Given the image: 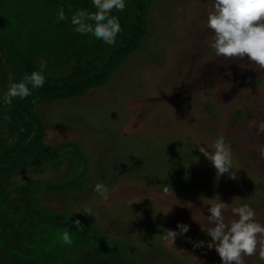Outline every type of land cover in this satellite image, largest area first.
Wrapping results in <instances>:
<instances>
[{
  "label": "rangeland",
  "instance_id": "obj_1",
  "mask_svg": "<svg viewBox=\"0 0 264 264\" xmlns=\"http://www.w3.org/2000/svg\"><path fill=\"white\" fill-rule=\"evenodd\" d=\"M211 5L212 0L156 1L146 14L144 44L104 86L36 109L46 128L45 145H82L92 176L82 193H41L43 204L125 242L140 264H221L206 246L210 205L201 198L218 196L229 204L226 222L237 218L233 207L248 204L264 225V159L258 149L264 145L258 132L264 70L247 59L216 56L206 23ZM253 120L257 127L249 129ZM221 135L233 153L235 180L227 173L217 177L198 150L211 151ZM62 160L55 171L30 176L44 184L62 179L73 163L65 153ZM98 182L110 189L107 201L93 191ZM165 184L173 195L163 196ZM86 208L96 215H84ZM178 223L189 231L171 245L162 236L164 230L179 232ZM199 241L205 246L194 248ZM244 264L264 260L245 256Z\"/></svg>",
  "mask_w": 264,
  "mask_h": 264
},
{
  "label": "trees",
  "instance_id": "obj_2",
  "mask_svg": "<svg viewBox=\"0 0 264 264\" xmlns=\"http://www.w3.org/2000/svg\"><path fill=\"white\" fill-rule=\"evenodd\" d=\"M156 1L125 0L123 11L113 10L110 15L119 19L122 31L115 44L107 45L76 33L71 24L76 9L96 10L91 0H0V264L141 263L129 245L102 234L94 223L43 204L41 193H82L92 176L82 145H45L46 128L36 109L104 86L144 44L146 14ZM61 7L67 19L58 21ZM33 71L44 74L43 87L5 105L8 85ZM63 153L73 161L68 176L48 184L30 176L55 171ZM65 228L73 233L70 246L61 240Z\"/></svg>",
  "mask_w": 264,
  "mask_h": 264
},
{
  "label": "clouds",
  "instance_id": "obj_3",
  "mask_svg": "<svg viewBox=\"0 0 264 264\" xmlns=\"http://www.w3.org/2000/svg\"><path fill=\"white\" fill-rule=\"evenodd\" d=\"M91 3L95 11L76 9L71 15L74 31L81 35L91 34L107 45L115 44L122 29L119 19L110 13L113 10L123 11L126 7L125 0H91ZM66 19L64 8H59L57 20ZM206 23L208 29L213 32L210 46L216 56L247 59L264 70V0H212ZM44 83L45 76L40 71L25 74L19 82L8 85L3 102L8 105L14 98L23 100L32 95V90L43 87ZM253 127H257L255 120L249 123V129ZM258 132L264 134V121L259 122ZM210 147L211 151L203 146H198V150L215 169L217 177L227 173L230 179L235 180L236 173L231 171L233 153L225 137L221 135ZM258 149L260 157L264 159V145L258 146ZM93 191L103 200H108L110 189L104 183H96ZM162 192L163 196L169 193L173 195L171 187L166 184ZM201 199L208 201L210 205L207 208L210 215L205 218L212 225L206 232L211 242L206 246L208 249H215L221 264H244L245 256L257 254L264 260V225L257 221L255 211L248 204L233 207L231 212L237 218L226 222L224 212L229 208V204L221 202L218 196L211 200ZM235 199L240 198L233 200ZM188 205L192 207L191 204ZM84 215L94 217L96 214L91 208H86ZM73 225L78 231L84 230L80 220L73 221ZM176 227L179 232L164 230L165 234L162 236V239L171 245H174L178 236L189 231L187 224L178 223ZM61 240L64 245H72L73 233L65 228L61 231ZM204 246L203 241L193 244L194 248Z\"/></svg>",
  "mask_w": 264,
  "mask_h": 264
}]
</instances>
